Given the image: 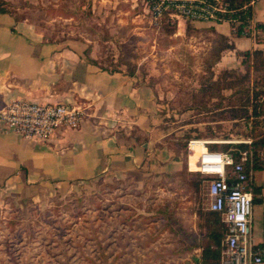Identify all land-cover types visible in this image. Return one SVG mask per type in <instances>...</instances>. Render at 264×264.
Returning a JSON list of instances; mask_svg holds the SVG:
<instances>
[{"label": "rangeland", "instance_id": "obj_1", "mask_svg": "<svg viewBox=\"0 0 264 264\" xmlns=\"http://www.w3.org/2000/svg\"><path fill=\"white\" fill-rule=\"evenodd\" d=\"M0 1L43 41L88 39L102 69L139 77L153 93L166 146L184 165L188 140L219 142L212 149L232 157L236 144L264 135L262 55L221 67L216 57L229 40L210 27L149 25L140 0ZM199 175L182 166L131 186L99 180L62 196L4 197L0 264H184L177 259L186 252L195 264L203 249H216L204 183L192 184ZM187 228L191 245H177Z\"/></svg>", "mask_w": 264, "mask_h": 264}, {"label": "crops", "instance_id": "obj_2", "mask_svg": "<svg viewBox=\"0 0 264 264\" xmlns=\"http://www.w3.org/2000/svg\"><path fill=\"white\" fill-rule=\"evenodd\" d=\"M250 13L247 35L231 34L226 23H202L229 40L217 62L221 67L237 66L236 53L257 51L264 68V0H255ZM97 55L88 39L47 43L15 11L0 13V107L14 98L85 107L75 128L46 141L23 139L0 123V201L19 194L30 198L36 191L48 198L62 196L99 180L131 186L136 177L141 181L187 169V155L184 165L164 142L151 89L135 74L102 69ZM245 173L244 186L252 194L251 239L264 247V169ZM215 215L219 224L221 217ZM190 230L177 245H191ZM187 253L177 260L190 264ZM204 261L214 264L217 259L202 254L194 259L195 264Z\"/></svg>", "mask_w": 264, "mask_h": 264}, {"label": "built area", "instance_id": "obj_3", "mask_svg": "<svg viewBox=\"0 0 264 264\" xmlns=\"http://www.w3.org/2000/svg\"><path fill=\"white\" fill-rule=\"evenodd\" d=\"M255 0L241 4L233 0H140L149 25L182 19L196 23H226L233 35H247L252 30L251 6ZM81 104L42 103L22 98L11 99L0 107V123L17 136L46 141L63 129L75 128L85 115ZM213 141L191 139L186 143L187 169L208 177L205 197L208 211L218 213L223 223L219 264H260L264 247L251 239L252 194L244 186L247 175L241 163L230 154L210 151L205 144ZM204 146L189 165L190 145ZM245 152L240 153L243 161Z\"/></svg>", "mask_w": 264, "mask_h": 264}, {"label": "trees", "instance_id": "obj_4", "mask_svg": "<svg viewBox=\"0 0 264 264\" xmlns=\"http://www.w3.org/2000/svg\"><path fill=\"white\" fill-rule=\"evenodd\" d=\"M243 1L244 0H233V2L237 3V4H241ZM3 4L4 3L2 1H0V13L6 12V9L4 7H2ZM211 30L213 31V29H211ZM218 36H221V35H218ZM222 37H224V36H222ZM224 38H226V37H224ZM226 47L229 48L230 44L228 43V46H226ZM257 54L259 55L260 53H258L257 51H251V52L245 51V52L236 53V57L237 58L239 57L240 58V61H239L240 64L244 65V64L248 63L247 61H249L248 59L250 57L256 56ZM216 59H217L216 60V62H217L219 59L218 55H217ZM259 61H260L259 64L262 65L261 72L263 74L262 78L264 80L263 56H261ZM253 110H255V108ZM257 124L258 123H256V125ZM263 124H264V121H263ZM208 146H210L209 147L210 151H215L212 149V146H217V144L216 143H210ZM226 146H229V145H226ZM235 147L237 150L232 154L233 162L234 163L240 162L241 166L245 172H247V170H249V169L250 170L264 169V135H262V137H260L257 140L251 141V143L249 145H245L243 143H238V145L236 144ZM241 152H245V158L243 161H239ZM207 179H208V177H204V176L199 175L198 179L196 181H194L192 184L195 187H198L201 182H203ZM215 214H217V213L206 212V215L209 218L208 220H211V222L213 224L217 225V227L210 230L209 235H208L212 239L213 246L216 249L212 250L209 247V249L206 248V249L202 250V255H204V256L205 255H211V258L214 260H216L218 258L219 238L221 236L220 231L223 232V223L220 222L219 224H216V222H218L219 219L216 218Z\"/></svg>", "mask_w": 264, "mask_h": 264}, {"label": "bare ground", "instance_id": "obj_5", "mask_svg": "<svg viewBox=\"0 0 264 264\" xmlns=\"http://www.w3.org/2000/svg\"><path fill=\"white\" fill-rule=\"evenodd\" d=\"M214 143H219V142L214 141ZM203 149L204 147L200 146L199 144L190 145L189 165L191 169L195 167V164H194L195 158L198 155V153L203 151Z\"/></svg>", "mask_w": 264, "mask_h": 264}, {"label": "water", "instance_id": "obj_6", "mask_svg": "<svg viewBox=\"0 0 264 264\" xmlns=\"http://www.w3.org/2000/svg\"><path fill=\"white\" fill-rule=\"evenodd\" d=\"M262 243L264 245V215H263V233H262Z\"/></svg>", "mask_w": 264, "mask_h": 264}]
</instances>
